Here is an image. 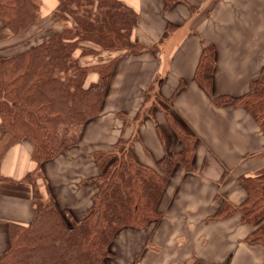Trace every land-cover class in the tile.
<instances>
[{
  "label": "crops",
  "instance_id": "obj_1",
  "mask_svg": "<svg viewBox=\"0 0 264 264\" xmlns=\"http://www.w3.org/2000/svg\"><path fill=\"white\" fill-rule=\"evenodd\" d=\"M120 1L138 14L133 39L142 50L85 59L115 60L109 86L79 142L42 162L43 198L52 195L60 210L83 217L99 187L97 152L122 140L140 164L156 168L183 147L169 120L175 116L196 135L192 167L174 168L158 220L118 230L108 264H264V244L248 240L253 225L240 212L215 215L223 201L246 199L240 176L264 173V133L245 106L214 100L245 95L264 67V0H176L169 7L165 0ZM57 3L42 0L44 20ZM27 36L0 20V57L28 48ZM205 46L214 49L211 93L195 77ZM32 150L30 139H16L0 119V256L10 245V223L29 225L37 213L25 179L38 165Z\"/></svg>",
  "mask_w": 264,
  "mask_h": 264
},
{
  "label": "trees",
  "instance_id": "obj_2",
  "mask_svg": "<svg viewBox=\"0 0 264 264\" xmlns=\"http://www.w3.org/2000/svg\"><path fill=\"white\" fill-rule=\"evenodd\" d=\"M165 1L169 7L176 0ZM41 6L42 0H0L3 25L14 34H29L25 40L31 43L0 57L1 126L16 139L31 140L38 164L25 177L33 184L35 219L29 225L10 223V245L0 264H108L119 229L145 227L160 218L157 204L174 168L192 167L196 135L169 116L183 147L156 168L140 164L122 140L114 150L97 152L99 187L92 209L81 218L60 210L52 195L44 199L38 182L42 162L79 142L86 122L100 114L109 86L115 60L85 59L103 50L135 53L142 45L133 39L138 14L120 0H58L47 20ZM214 63L213 47L205 46L195 77L208 93ZM92 74L98 79L90 80ZM214 100L245 106L264 133V67L245 95ZM240 181L246 199L238 206L223 201L215 215L240 212L241 220L253 225L248 240L264 244V173Z\"/></svg>",
  "mask_w": 264,
  "mask_h": 264
}]
</instances>
